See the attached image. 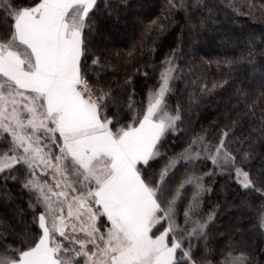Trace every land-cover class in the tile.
Listing matches in <instances>:
<instances>
[{
	"label": "snow or ice",
	"instance_id": "snow-or-ice-1",
	"mask_svg": "<svg viewBox=\"0 0 264 264\" xmlns=\"http://www.w3.org/2000/svg\"><path fill=\"white\" fill-rule=\"evenodd\" d=\"M99 11L98 0H0V174L23 176L39 211L38 231L18 237L19 246L0 230V264H215L207 243L197 255L214 219V213L203 218V177L193 170L172 193L178 162L211 160L260 195L264 169L246 171L251 154L234 155L224 131L218 143L194 135L158 176L150 171L163 159L164 138L183 123L180 107L168 105L178 68L166 58L158 87L139 104L103 87L99 73L107 62L93 53L88 65ZM185 185L194 191L181 224L177 208ZM223 264L248 260L229 251Z\"/></svg>",
	"mask_w": 264,
	"mask_h": 264
},
{
	"label": "trees",
	"instance_id": "trees-1",
	"mask_svg": "<svg viewBox=\"0 0 264 264\" xmlns=\"http://www.w3.org/2000/svg\"><path fill=\"white\" fill-rule=\"evenodd\" d=\"M172 2L188 7L173 9L169 0H98L100 11L89 33V68L93 53L102 57L107 63L99 73V83L111 87L125 102L131 95L139 104L149 89L158 87L166 58H173L178 71L168 105L173 111L180 107L183 123L163 140V159L150 169L157 176L194 135L202 133L218 143L224 131H229L234 155L251 154L244 169L259 173L264 169V0ZM89 75L96 83L97 73ZM177 168L170 182L172 193L195 170L207 189L200 197L203 218L214 213L197 255L207 243L212 253L209 259L215 264H223L229 251L232 255L243 252L248 264H264V228L259 226L264 195L245 190L233 171L220 173L207 160L179 162ZM23 179L5 180L0 174V230L8 233V243L15 240L17 246L18 237L38 231L33 223L34 211L39 214L35 197L23 188ZM193 191V187L182 190L177 208L181 224Z\"/></svg>",
	"mask_w": 264,
	"mask_h": 264
},
{
	"label": "rangeland",
	"instance_id": "rangeland-1",
	"mask_svg": "<svg viewBox=\"0 0 264 264\" xmlns=\"http://www.w3.org/2000/svg\"><path fill=\"white\" fill-rule=\"evenodd\" d=\"M165 67H167V63H166V65L164 66V68ZM163 68V69H164ZM163 71V70H162ZM172 133V132H171ZM1 138H3L2 136H0V140H1ZM200 159H203V160H207V161H209L210 163H211V165L215 168V166L212 164V162H211V160H208V159H205V158H200ZM179 162H184L183 160H181V161H179ZM179 162H178V164H179ZM177 164V165H178ZM216 169V171H218V172H220V173H223L225 170H221L220 168H215ZM233 174H234V177H235V171L233 170ZM207 176H208V174H206ZM236 180V179H235ZM237 182V181H236ZM239 184V183H238ZM240 185V184H239ZM241 186V185H240ZM185 187H193L192 185H185ZM183 190V189H182ZM181 190V191H182ZM41 211H42V209H41Z\"/></svg>",
	"mask_w": 264,
	"mask_h": 264
}]
</instances>
